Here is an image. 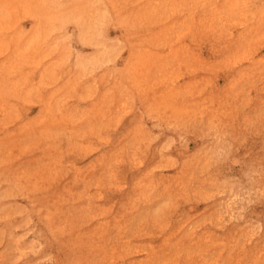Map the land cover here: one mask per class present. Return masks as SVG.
<instances>
[{
	"label": "rangeland",
	"instance_id": "obj_1",
	"mask_svg": "<svg viewBox=\"0 0 264 264\" xmlns=\"http://www.w3.org/2000/svg\"><path fill=\"white\" fill-rule=\"evenodd\" d=\"M0 264H264V0H0Z\"/></svg>",
	"mask_w": 264,
	"mask_h": 264
}]
</instances>
